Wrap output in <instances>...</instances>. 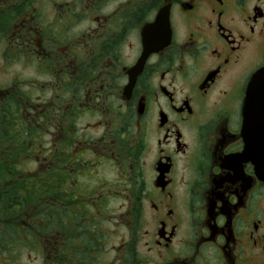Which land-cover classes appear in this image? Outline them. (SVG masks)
<instances>
[{
    "label": "flooded vegetation",
    "instance_id": "obj_1",
    "mask_svg": "<svg viewBox=\"0 0 264 264\" xmlns=\"http://www.w3.org/2000/svg\"><path fill=\"white\" fill-rule=\"evenodd\" d=\"M0 53V264H264V0H0Z\"/></svg>",
    "mask_w": 264,
    "mask_h": 264
},
{
    "label": "water",
    "instance_id": "obj_2",
    "mask_svg": "<svg viewBox=\"0 0 264 264\" xmlns=\"http://www.w3.org/2000/svg\"><path fill=\"white\" fill-rule=\"evenodd\" d=\"M244 132L254 130L255 135L249 136L252 146L254 142L256 171L264 177V69L258 71L251 80L244 105Z\"/></svg>",
    "mask_w": 264,
    "mask_h": 264
},
{
    "label": "trees",
    "instance_id": "obj_3",
    "mask_svg": "<svg viewBox=\"0 0 264 264\" xmlns=\"http://www.w3.org/2000/svg\"><path fill=\"white\" fill-rule=\"evenodd\" d=\"M8 104L9 102L5 100L4 103L1 105L3 110H6V111L0 112L1 114L0 121H7L6 114H8V111H7ZM1 140L8 141L7 138H3ZM10 160H12V158L9 157L7 154L0 155V184L6 182L9 177V172L7 171L6 163H8L7 161H10ZM34 180L36 179L31 178V179H25L23 181H19L18 183H16V185H21L22 187V191H21L22 196L20 195V197L18 198V203L14 206L15 207L14 211L16 213H22L26 211L29 206L35 205L34 201H35L36 195L38 194V189L41 190L42 188L46 186V183L44 181H34ZM1 194H3L2 191H0V197H1Z\"/></svg>",
    "mask_w": 264,
    "mask_h": 264
},
{
    "label": "rangeland",
    "instance_id": "obj_4",
    "mask_svg": "<svg viewBox=\"0 0 264 264\" xmlns=\"http://www.w3.org/2000/svg\"><path fill=\"white\" fill-rule=\"evenodd\" d=\"M15 70L16 69H11L7 66L6 62L1 59L0 53V88H5L8 86V84H10L12 72ZM35 257L36 255L33 254L32 259L34 260V262H36L33 264H38L37 261H35Z\"/></svg>",
    "mask_w": 264,
    "mask_h": 264
}]
</instances>
